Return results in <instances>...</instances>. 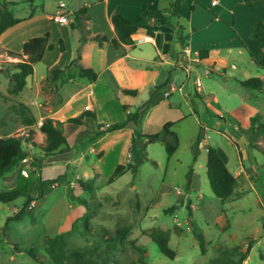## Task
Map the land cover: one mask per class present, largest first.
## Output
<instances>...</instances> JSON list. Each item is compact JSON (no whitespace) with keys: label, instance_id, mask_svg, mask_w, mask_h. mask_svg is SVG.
Listing matches in <instances>:
<instances>
[{"label":"rangeland","instance_id":"obj_1","mask_svg":"<svg viewBox=\"0 0 264 264\" xmlns=\"http://www.w3.org/2000/svg\"><path fill=\"white\" fill-rule=\"evenodd\" d=\"M7 1L16 4L11 10L16 18L22 20L33 8L32 0ZM57 1L41 0L38 3H43L45 12L51 14L56 11ZM63 1L69 4V0ZM173 3L170 2L164 11H159L161 17L169 19L171 31L172 26L179 25L178 19L170 12ZM68 8L71 10L68 6L66 10ZM180 11V24L185 27L187 11L184 6L180 7ZM155 19L160 20V17ZM248 20L247 15H241L238 24L246 25ZM50 21L39 10L31 24L36 32H41ZM154 24L152 22L145 27L155 29ZM57 26H53L55 34H60L62 30ZM86 26L89 27V21ZM17 27L21 29L23 21ZM235 29L245 34L239 27ZM221 31L210 28L195 32L191 44L194 50L201 44L223 45L225 49L220 56L225 60L224 65L217 67L200 63L195 52H183L175 64L181 70L165 68L164 77L170 78L175 89L181 88L169 99L180 104L176 107H171L172 103L168 106L163 97L158 101L151 100L153 87L147 85L136 98L123 97L115 93L113 85H108L106 76L101 73L97 83L98 95L74 102L79 107L93 104L95 120L88 119L80 130L71 124H64L68 147H61L52 155L42 151L45 136L39 131V126L45 118L56 116L62 105H57L53 96L44 93L41 88L45 79L51 77L48 75L51 68L65 67L68 59L74 56L75 41L67 39L64 54L60 50L49 51L42 62L34 66L37 84H34L33 78L28 80L29 86L23 90L22 96L7 93L10 76L14 72L12 63L17 60H8L4 52L0 54V133L28 139L23 143L28 157L19 163V171L15 167L0 179V194L23 181L24 193L33 197L37 194L35 185L38 178H58L55 184L42 188L41 197L26 208V214L20 219L14 218L22 209L25 197L11 204L0 203V264H54L45 248L46 242L58 235L65 241L67 258L62 264H141L138 262L140 254L128 241H135L144 249V264H264V137L258 140L257 150H249L243 139L238 140L243 135L236 126L237 123L247 128L249 118L254 115H257V124L264 123V88L261 91H246L239 84L249 78L264 79V70L254 63L258 46L244 40L240 43L231 41ZM53 43L57 45V39ZM143 47L145 52L152 51L150 43ZM226 48L230 49L229 54L225 52ZM94 49L88 48L89 60L97 59L90 69L98 75L103 70V54H95ZM86 64L85 60L80 62L82 68H86ZM146 68L153 69L152 63H148ZM69 73L76 75V70L71 69L63 78ZM86 83H89L86 79L75 77L65 85L60 84L59 94L68 97ZM36 85L39 86V95L36 94ZM195 91L198 97L194 95ZM18 103L26 104L31 110L36 120L31 128L24 127L17 115L11 112L10 107ZM123 105L129 106V112L141 109L139 124L129 123L123 130L95 138L94 134L99 129L125 119ZM70 107L71 104H66L61 111L64 122L67 116H73L79 110L78 106ZM231 116L238 122H234ZM167 122H177L172 130L178 136L179 146L173 156L167 157L161 142L149 143L146 147L147 160L139 167L137 175L126 171L108 183L117 165L132 162L138 157L137 145L131 142L133 131L137 129L143 134L153 135ZM29 129L33 130V134L27 137ZM199 129H202L203 139L194 159L193 144ZM205 145L216 149L233 174L242 157L241 146L245 147L246 164L252 166L248 170L243 166L245 176L241 172L242 179H238L236 194L224 202L216 199L209 188ZM190 170L191 192L190 189L185 190ZM16 172V181L9 185ZM248 179L251 184L247 183ZM80 180H92L93 190H82L78 184ZM189 192L191 199L187 196ZM70 197L74 200L71 201ZM77 199L85 201L86 205ZM186 207L191 209L190 218H187ZM170 208L173 209L170 211ZM123 228H128L127 240L123 243L113 241L116 232ZM155 230L169 232L168 246L175 252L173 260L163 256L151 242L149 233ZM194 233L203 236L204 253ZM247 246L250 247L248 256L242 260ZM28 250L35 252L36 260L27 255ZM73 254L80 256H70Z\"/></svg>","mask_w":264,"mask_h":264},{"label":"trees","instance_id":"obj_2","mask_svg":"<svg viewBox=\"0 0 264 264\" xmlns=\"http://www.w3.org/2000/svg\"><path fill=\"white\" fill-rule=\"evenodd\" d=\"M34 0H32L33 2ZM103 1V0H99ZM194 2V0H191ZM244 4L252 5V6H261L264 4V0H244ZM16 4L12 1L0 0V7L2 8V12L0 13V35L5 32L8 28L15 26L22 22V19L16 18L11 10V7ZM195 7L192 4L190 6V10L194 11ZM171 15L175 18H179V14L176 9V3L174 2L172 5V10L170 11ZM35 14V9L32 8L29 17H32ZM161 14V12H160ZM53 16L49 19L52 21ZM164 20H169L167 17H163ZM152 16L149 14L147 10V6L143 5L141 13L135 16L133 19H127L123 17L117 10H115L111 17L110 22L113 26L114 32L116 34V39H113L112 45L114 49L121 51L124 54L125 47L133 45L132 37L136 34L139 27L148 24L152 20ZM90 20L88 15L87 8L81 7L76 12L72 14V22L69 27L73 31L78 32V47L75 51V57L63 68H55L52 72V78L50 80H46L44 85L42 86V91L44 93H49L53 96L54 101L57 105L62 104V99L58 94L57 83L65 84L70 80H73L75 77L86 79L89 83H94L97 80V73H95L92 69L82 68L79 64L81 60V47L88 43L94 42L100 48L108 42V39L103 34H96L91 36L90 31L86 26V22ZM172 34L173 38L177 43L181 45L182 48L187 47L188 35L183 33V29L180 25L172 26ZM49 33L46 32L41 36H37L31 38L27 42L24 43L21 52H13L9 50L2 49L0 45V54L4 52L6 56L10 59L17 60V62L12 63L14 72L10 76V81L7 88V93L9 95L17 96L21 93V91L26 86V79L33 75L34 65L39 63L45 52L52 51L53 45L49 41ZM250 38L253 40L260 41V49L261 53L258 56L255 64L258 68L264 70V20L257 22L253 25ZM60 52H64V43L62 39H58L57 41ZM208 52L206 50L199 51L198 57L200 59L207 58ZM76 70V75L73 73L67 74L66 78H63V75L66 74L71 69ZM170 84V79L160 82L155 85L153 88V93L162 92L166 86ZM240 86L246 91H261L264 88V79L261 78H249L244 81L239 82ZM120 93L123 96L136 98L139 96L140 91L138 89H130V88H121ZM152 93V94H153ZM151 94V95H152ZM197 94V95H196ZM198 97V93L194 94ZM200 98V97H199ZM150 101V100H149ZM148 101V102H149ZM147 102V104H148ZM125 111V119L121 122L111 124L107 126L105 129L99 130L94 134L95 138H98L102 135L123 130L129 123H133L135 126L139 124V111L138 108L135 112L127 111V106H122ZM11 112L17 115L18 119L21 121L22 125L26 128H31L36 124V120L29 109L28 106L18 103L14 104L10 107ZM95 113L93 111L84 110L79 115L67 119L65 122H60L57 120H53L51 118H45L41 125L39 126V131L45 136V145L42 147V151L46 155H52L53 153L60 151L61 147L67 148V140L63 132L64 124H71L73 126H82L84 123L89 120H95ZM234 122H238L235 119L231 118ZM177 122H167L165 123L161 130L153 135H147L141 133L140 130H134L131 137V142L137 145L138 148V157L132 162H128L124 165H117L114 169L113 174L108 179V183H112L114 178L123 174L124 172H130L133 176L138 174L139 167L147 160L146 157V147L149 143L161 142L165 153L168 158L172 157L176 152L179 146V140L177 134L172 130V127ZM238 132L243 135L247 142V148L249 150H257V142L260 138L264 137V123L257 124V115H254L249 118V126L247 128H243L239 125ZM27 137L33 134V130L29 129L26 133ZM143 139L144 141H141ZM203 139L202 129H199L196 140L193 144V155L194 159L198 153V146ZM24 139L21 136H7L6 138H0V179L7 173L11 172L20 162L25 160L28 156L27 153L23 150ZM206 149V179L209 185V188L213 194V196L224 202L231 198L234 195V188L236 186V178L233 174L227 169L226 165L219 157L216 149L210 145H205ZM34 164V163H33ZM37 168H41L40 165L34 164ZM192 179V171L190 170L186 176V186L185 190H189L190 183ZM58 181V178L54 179H40L35 185V190L37 194L33 197L27 196L24 193L23 181H19L13 188L8 191L0 194V203L2 204H11L20 197H25V201L22 204V209L18 213V215L14 219H20L26 213L25 210L28 206L39 199L42 195V188L47 184H55ZM80 188L86 192H91L93 190L92 180L90 181H78ZM70 200L73 201V197H70ZM79 200V199H77ZM82 205H86V202L83 200H79ZM173 208H170V211ZM187 209V218H190L192 215L191 209L186 207ZM86 220V219H85ZM188 223V220H187ZM86 226V223H85ZM128 228L120 229L116 232V236L113 241L118 243H123L127 240ZM194 237L196 238L200 250L202 253L205 252V241L203 236L200 233H194ZM149 238L152 243H154L159 252L168 258L169 260H173L175 258V252L169 248V232L162 230H155L149 233ZM129 245L135 249L140 257L138 258V262L144 264L142 260V255L144 254V249H142L135 241H128ZM65 241L61 235H58L52 239H49L46 242V254L53 261L54 264H62L63 260L66 257L65 255ZM250 247L247 246L245 251V255L242 257L244 260L249 253ZM27 255L33 260L37 259V256L34 251L28 250ZM73 257H79L80 254L70 255Z\"/></svg>","mask_w":264,"mask_h":264},{"label":"crops","instance_id":"obj_3","mask_svg":"<svg viewBox=\"0 0 264 264\" xmlns=\"http://www.w3.org/2000/svg\"><path fill=\"white\" fill-rule=\"evenodd\" d=\"M38 1L41 0H34L32 2V7L35 9V14L32 17L28 18L30 14L29 13L28 16L23 18V27L21 29H19L17 26L20 25L22 22L16 24L13 27L8 28L5 32H3L0 35V45L3 49L19 53L21 52L25 42H27L31 38L41 36L44 33L48 32L50 35L49 41L53 45V50H52L53 52L55 50L59 51L58 44L55 45L53 43L55 39H57V41L58 39L63 40L65 51L62 52V54H64L67 50L66 48L67 39H72L75 41L74 51H76L78 47V32L71 30L69 25L72 22V18H71L72 14L84 6L87 8L88 15L90 17L89 27H88L90 31V35L93 36L96 34H103L108 39V42H106L102 48H100L94 42H88L81 47L80 62L85 60L87 62L85 67L89 69L90 67L91 68L93 67V64L97 63V59L93 58L92 60H89L90 52L88 51V48H96V50L95 49L94 50H95V54L97 55L103 54L101 59L104 61V63L102 64L103 70L102 72L98 73L97 80L94 83H86L85 85H80L68 97H63L59 94V88L62 85H65L66 83L62 84L61 86L60 83H57L58 94L60 95L61 99L63 98L61 104L62 108L59 110V112H57L56 116L51 118H53V120H57L60 122H64L63 119L61 118V111L63 110L66 104H71L70 108H74L76 106L79 107V105H74V102L84 97H91L92 99V97L95 98L96 94L98 95L97 83L99 80L98 76H100L101 73L106 76L108 85H113L112 89L114 91L116 90L115 93L118 92L119 94L121 88L138 89L140 92L144 90L146 85L154 88L155 85L160 83V80L162 78H164V80L167 79L164 77L165 68L168 67V68H174L175 70L176 69L181 70L175 64L177 58L180 55H182L183 52H195L198 57L199 51L206 50L208 52L207 58L200 59L198 57L200 63H208L212 66L214 65L217 66L219 64L224 65L225 60L220 56V52L223 49H225L223 45H216V43L201 44V46L198 45V47L195 50L193 49L194 47L191 44V41L194 35L196 34L195 32L201 31L203 29L205 30H209L210 28H213V30L220 29V31L222 30L221 32L223 33V36H227V39L231 41L237 40L238 43H240L244 40L246 43L251 42V44H253L254 46H258L259 49L258 51H256V54L254 56L255 57L254 63L261 53V49L259 46L260 41L251 39L250 33L255 23L264 20V4L261 6L246 5L243 3L244 0H194V2H192L191 0H103V1L90 0L89 2L84 0L81 1L69 0L68 2L69 4L67 5L63 0H58L55 4L56 11L52 12L51 14H48L45 12L44 4L38 3ZM74 2H76V4L75 6H72ZM160 2H164L165 4L161 5ZM170 2L176 3V9L179 14V18H178L179 25L183 29V33L188 35L189 37L187 40L186 48H182L181 45L175 41V39L171 34L172 31H171V26L169 25V21L164 20V18L160 16L161 14L159 11H164L165 9H167ZM213 2H215L214 5H212ZM59 3H63L65 7L60 8L58 6ZM192 4L195 7L194 11L190 10V6ZM143 5L147 6V10L153 19L148 24L139 27L136 34L132 37L133 45L125 47V51L123 54L121 51L114 49L112 45L111 41L113 39H116V34L110 22V17L112 13L115 10H117L123 17L127 19H133L135 16L141 13ZM67 6L71 7V10L70 8L66 10ZM181 6H184L187 11L185 13V17H186V23H184L185 27H183V25L180 24L182 19V15L180 11ZM39 10L42 11V14L46 15L47 20L51 16L63 15L67 18L68 22L63 25L52 21L54 24L53 25L51 24L50 21L45 26L44 30H42L41 32H36L31 24V21L36 17ZM1 12H2V8L0 13ZM241 15H247V17L249 18L248 23L246 25L238 24L239 23L238 18ZM157 17H160V20L155 19ZM152 22L155 23L154 24L155 29H148V27H145L151 25ZM55 24H57L58 25L57 27L62 30L60 34H55L56 28H53ZM235 27H239V29L244 30L245 34L240 33L237 29H235ZM186 30L188 33L186 32ZM143 37H147L149 40L144 41ZM148 43L151 44L152 51L147 50V52H145V48L143 47V45ZM225 52L229 54L230 49L226 48ZM48 53L49 51L44 53L42 60L47 56ZM74 57L75 54L74 56L69 58L68 61L70 62ZM7 59L9 60L10 58L7 57ZM42 60L40 62H42ZM148 63H152L153 69L147 70L146 65ZM232 67H234V65H232ZM53 70L54 69L52 68L49 70L48 75H51V77L50 78L48 77L45 80H50L52 78ZM32 78L34 84H37L36 81L34 80V72H33V75L26 79V86L24 87V89L27 86H29L28 80H32ZM35 88H36V94L39 95V86L36 85ZM23 90L20 93L21 96L23 94ZM176 91L180 92L181 88L175 89V87L171 84L170 81V84L166 86L162 92H157L154 94L153 91H151L150 98L153 101L154 100L158 101L161 99V97H163L162 99H166L168 101V106L170 103H172L171 107H176L177 105L180 104H177L175 102H170L169 100ZM166 94L167 96H165ZM180 96L182 98V95ZM123 97H127V96H123ZM84 110L93 111V104L87 103L83 107H79V110L75 115L76 116L79 115ZM75 115L67 116V117L69 119L75 117ZM232 118L235 119L234 117ZM235 120L237 121V119ZM83 126H85V123L82 126H76V127H78L80 130V128ZM3 134L4 132L0 133V138L7 137L6 135ZM239 139L240 140L243 139L245 145L247 146L245 138L243 136L240 135L238 140ZM240 152L242 154V157L241 159H239L240 162H237L238 167L236 172L234 174L232 173L233 176L236 178V182H237V185L234 188V194H236L237 192L236 187H239L238 179H242V173L245 176L243 166L245 167L246 170L252 168L251 165L246 164L247 160L246 157L244 156L245 147L241 146ZM19 166L20 164L16 166L18 168V171H19ZM17 174L18 172H16L15 175H12L10 179L11 182L9 183V185L14 184V181H16L15 179ZM247 183L251 184L249 179L247 180ZM190 192L187 195L189 199H191Z\"/></svg>","mask_w":264,"mask_h":264},{"label":"built area","instance_id":"obj_4","mask_svg":"<svg viewBox=\"0 0 264 264\" xmlns=\"http://www.w3.org/2000/svg\"><path fill=\"white\" fill-rule=\"evenodd\" d=\"M214 4H215V2L212 3V5H214ZM58 6L60 8H64L65 7V5L63 3H59ZM51 19H52L53 22H56V23H59V24H66L68 22L67 18L65 16H63V15H55ZM143 40L147 41L146 39H143ZM21 174L25 175V172L21 171Z\"/></svg>","mask_w":264,"mask_h":264},{"label":"bare ground","instance_id":"obj_5","mask_svg":"<svg viewBox=\"0 0 264 264\" xmlns=\"http://www.w3.org/2000/svg\"><path fill=\"white\" fill-rule=\"evenodd\" d=\"M64 25V24H63ZM143 39L149 40L147 37H143Z\"/></svg>","mask_w":264,"mask_h":264},{"label":"water","instance_id":"obj_6","mask_svg":"<svg viewBox=\"0 0 264 264\" xmlns=\"http://www.w3.org/2000/svg\"><path fill=\"white\" fill-rule=\"evenodd\" d=\"M199 146H201V143L199 144Z\"/></svg>","mask_w":264,"mask_h":264}]
</instances>
